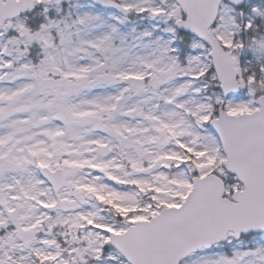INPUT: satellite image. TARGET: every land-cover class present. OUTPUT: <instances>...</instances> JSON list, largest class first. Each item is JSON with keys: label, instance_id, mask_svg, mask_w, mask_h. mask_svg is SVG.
<instances>
[{"label": "snow or ice", "instance_id": "obj_1", "mask_svg": "<svg viewBox=\"0 0 264 264\" xmlns=\"http://www.w3.org/2000/svg\"><path fill=\"white\" fill-rule=\"evenodd\" d=\"M0 264H264V0H0Z\"/></svg>", "mask_w": 264, "mask_h": 264}]
</instances>
